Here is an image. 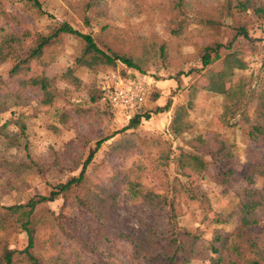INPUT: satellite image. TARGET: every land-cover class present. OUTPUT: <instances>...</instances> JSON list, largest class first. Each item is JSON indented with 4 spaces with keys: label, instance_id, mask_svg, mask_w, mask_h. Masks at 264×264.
<instances>
[{
    "label": "rangeland",
    "instance_id": "obj_1",
    "mask_svg": "<svg viewBox=\"0 0 264 264\" xmlns=\"http://www.w3.org/2000/svg\"><path fill=\"white\" fill-rule=\"evenodd\" d=\"M38 2L42 11L32 0H0V6L10 14L7 19L16 29L23 27L31 34H46L53 25L67 22L81 32L90 33L100 44L131 57L140 68L128 67L120 61L114 67L96 70L78 66L74 61L83 46L81 39L61 35L46 48L39 64L36 61L30 64L35 73L42 69L47 77L54 78L59 89L55 102L44 105L40 91L32 88L22 90L16 100L10 87H16L19 77L10 79L11 62L1 63L0 75L8 85L0 88V207L26 202L35 195H48L53 185L79 173L97 140L109 137L87 165L88 180L116 194L115 207L105 212L108 231L133 235L141 254L139 259H131L132 244L124 237L115 244L116 249L103 243L97 244L94 252L72 249L77 261L151 264V257L155 261L160 258L167 207L157 206L155 201L150 206L143 195L133 196L127 178L142 183V193L153 190L174 199L178 225L199 231V240L205 244L214 233L230 234L240 229V214L226 223H216L212 218L215 213L234 212L240 190L260 189L264 183V143L248 137L246 122L253 117L259 96L264 93V20L250 11L235 15L246 23L251 38L239 36L231 49L220 51L224 56L235 50L245 63L244 68L234 69L232 76L236 96L241 97L240 108L232 116L225 107L239 98L229 101L224 94L204 88L209 72L222 68V59L202 67L198 53L204 45L226 44L232 38L226 0H185V14L177 18L170 0ZM1 26L9 27L0 16ZM138 71L150 83L151 93L139 110L143 116L137 127L122 130L132 116L98 99L96 88L104 75L133 76ZM167 102L169 109L159 111ZM182 105L189 126L176 136L171 133L170 124L176 108ZM198 137L210 142L223 141L229 147L231 158L227 165L231 181L227 185L213 179L226 165L218 156H204L209 161L208 172L181 167L178 161L181 152L198 153ZM27 153L31 158H27ZM181 184L198 187L205 193L207 203L189 198ZM63 200L58 196L39 205L37 212L42 217L48 209L58 216ZM76 213L73 204L67 214ZM54 231L45 220L36 239L39 253L52 251L49 248ZM245 232L264 246V216ZM27 239L21 228L0 230V253L2 246L23 249ZM197 262L201 263L192 261ZM209 262L205 260V264ZM16 264L25 263L17 258Z\"/></svg>",
    "mask_w": 264,
    "mask_h": 264
},
{
    "label": "trees",
    "instance_id": "obj_2",
    "mask_svg": "<svg viewBox=\"0 0 264 264\" xmlns=\"http://www.w3.org/2000/svg\"><path fill=\"white\" fill-rule=\"evenodd\" d=\"M32 1L42 11L38 0ZM170 5L173 14H175L174 18L185 14V0H170ZM225 9L232 20L230 25L233 31L232 38L226 44L214 42L204 45L200 47L198 53L202 67L222 59V68L209 72L204 88L224 94L229 101H232L238 97L236 96L237 87L232 84L234 69L244 68L245 63L235 50L229 51L224 56L221 55L220 51L221 49H231L239 36L246 39L251 38L246 23L237 19L235 15L250 11L255 17L264 20V0H226ZM0 16L6 19L9 26L8 29L0 27V64L10 61L9 78L13 80L19 77L15 81L16 87L8 86L12 90L14 89L12 96H15L16 100L20 98L22 90L32 88L40 91L42 104L51 105L55 102L59 89L55 85L54 78L47 77L42 69L39 73H35L30 64L33 61L39 64L46 48L61 35H72L81 39L83 46L74 61L78 66L96 70L103 67H114L116 62L120 61L128 67L140 68L131 57L100 44L93 35L81 32L67 22L53 25L46 34H31L28 29L23 27L16 29L14 23L7 19L10 14L1 6ZM137 75H143V72L138 71ZM73 80L79 82L77 77H73ZM5 85H8V82H5L0 75V88ZM96 89L98 92L96 97L114 109L104 96L100 85ZM238 98L239 101H235L231 105L227 104L225 107L226 111H231L232 116L240 108L241 97ZM169 107L170 104L167 102L163 108L158 110L167 111ZM186 115L187 111L183 105L176 108L170 124L172 134L178 136L187 131L189 125L185 121ZM131 116L129 123L122 130L136 128L143 115L137 111ZM146 118L149 116L146 115ZM246 122L248 124V137L259 144H263L264 93L259 96L253 117L247 118ZM21 128L23 131L24 125H21ZM108 138L104 137L97 140L82 163L79 173L64 182L53 185L48 195H35L26 202L0 207V230H5L8 227L21 228L28 237L26 246L21 250L2 246L0 264H16L17 258L25 264H94L77 261L71 250L80 248L84 251L94 252L95 247L100 243L108 245L111 249H116L115 244L124 237L131 239V241L127 239L132 244L130 258L139 259L141 250H139V244L133 235H127L116 230L108 231L105 212L107 208L115 207L116 194L106 187L98 183H91L88 180L87 165L92 161L101 144ZM197 141L199 143L198 153L188 151L180 153L178 161H180L181 167H188L196 172H208L209 161L204 156H218L225 161L226 165L217 171L213 179L222 185H227L231 181V170L228 169L229 166L227 165L231 158L229 147L219 140L210 142L198 137ZM27 158H31L29 153H27ZM262 175L264 177V170ZM126 180L133 196L143 195L147 201L149 200L150 203L146 202L150 206H153L151 203L155 201L157 206L167 207L163 230L165 239L160 248L161 255L156 261L151 257L153 260L151 264H205V260L210 261L208 264H264V246L249 232H245L251 230L253 225L258 223L260 216H264V183L260 189L245 187L240 190L234 212L215 213L212 218V221L216 223H226L230 221L233 215L240 214L242 217L240 229L230 234L214 233L213 238L205 244L199 240V231H190L178 225L174 199L153 190L146 189V192L142 193V183L139 181L132 182L128 178ZM250 182L251 180H248V183ZM181 187L188 193L189 198L197 199L202 204L207 203L205 193L198 187L190 188L182 184ZM58 196L64 198L60 214L57 216L47 209V213L41 217L37 212L38 206L53 201ZM73 204L77 213L67 214L68 209ZM45 220L55 230V234L51 238L52 247L49 248L52 251L47 254L39 253L36 249L38 231ZM236 237L240 239L235 240ZM65 241L68 242V245L65 244ZM122 252L124 251L122 250ZM208 253L214 255L210 256ZM125 254L128 256L127 253ZM193 260L201 261V263H192Z\"/></svg>",
    "mask_w": 264,
    "mask_h": 264
},
{
    "label": "built area",
    "instance_id": "obj_3",
    "mask_svg": "<svg viewBox=\"0 0 264 264\" xmlns=\"http://www.w3.org/2000/svg\"><path fill=\"white\" fill-rule=\"evenodd\" d=\"M100 87L110 105L115 110L128 114V117L141 109L151 93L150 83L145 75L123 76L110 73L102 77Z\"/></svg>",
    "mask_w": 264,
    "mask_h": 264
}]
</instances>
